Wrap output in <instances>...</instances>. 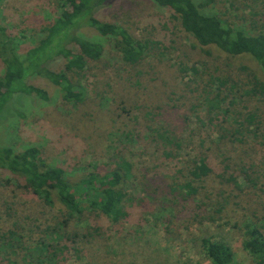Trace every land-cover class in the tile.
I'll return each instance as SVG.
<instances>
[{"label": "rangeland", "instance_id": "rangeland-1", "mask_svg": "<svg viewBox=\"0 0 264 264\" xmlns=\"http://www.w3.org/2000/svg\"><path fill=\"white\" fill-rule=\"evenodd\" d=\"M58 2L0 1V24L20 42L22 56L58 16ZM203 11L236 24L264 25L263 0H212ZM96 15L148 41L145 58L125 64L111 41L80 28L104 47L103 57L78 78L84 101L65 103L58 87L33 76L27 83L46 90L49 101L24 97L0 122V145L17 152L38 148L71 182L95 168L107 173L119 157L133 166V178L123 187L129 217L115 223L95 215L73 223L67 232L75 244L62 242V264H211L201 243L206 238L229 247L234 264H256L243 242L246 224L264 233V100L246 94L254 79L264 83L258 66L247 55L199 46L150 0H113ZM63 64L57 59L52 68L59 71ZM192 67L196 72L186 71ZM213 77L226 80L227 90L236 86L233 104L227 100L223 108L230 105L232 119L205 118ZM248 111L259 115L260 131L239 143L231 137L233 119L243 120ZM163 131L182 148L161 146L155 132ZM198 155L206 157L211 174L192 182L189 171ZM9 179L0 169V264H37L33 248L41 239L52 242L51 231L65 211L55 199L53 207L45 206L21 179ZM190 181L198 193L186 196L183 186Z\"/></svg>", "mask_w": 264, "mask_h": 264}, {"label": "trees", "instance_id": "trees-1", "mask_svg": "<svg viewBox=\"0 0 264 264\" xmlns=\"http://www.w3.org/2000/svg\"><path fill=\"white\" fill-rule=\"evenodd\" d=\"M150 1L157 7L167 9L199 46L215 47L231 56L247 55L264 76L263 24L258 25L257 22H247L248 20L236 24L215 14H207L203 10L212 0L200 3L194 0ZM112 2L113 0H59L58 16L44 29L37 44L23 56L19 53L20 42L0 24V60L3 65L0 76V122L10 115L13 103L24 97L49 101L46 90L27 83L28 78L33 76L41 77L58 87L65 103L79 104L84 101L85 90L78 78L85 72L88 63L99 61L103 57L104 47L80 34V28L93 29L101 38L111 41L125 64L138 65L145 58L150 49L148 41L138 39L119 24L104 23L98 19L96 13ZM57 59L64 62L59 71L52 68V63ZM187 70L196 72L193 67ZM209 83L214 87L209 86L214 97L209 98V93H206L207 122L209 115L218 119H232L228 115L230 105H226L229 108H223L227 100L232 99L231 91L236 86L230 85L227 90L228 82L219 77L211 78ZM246 94L264 100V83L254 79ZM232 101L233 99L230 104H233ZM233 120L236 128L231 137L234 141L240 143L247 135L255 138L258 136L261 119L256 112L248 111L243 120ZM155 133L156 141L161 146L177 150L182 148V142L168 132ZM113 165L114 168L103 175L96 172L95 168L78 181L71 182L63 168L46 163L38 148L28 146L17 152L10 146L0 145V169L10 174L9 182L21 179L24 188L30 190L45 206L53 207L55 199L65 211L63 220L51 231L52 242L41 239L33 248V253L40 261L37 264H62L65 252L62 242H72V235L67 230L73 223L95 215L115 223L129 217L123 207L126 198L123 187L133 178V166L121 157L116 158ZM209 174L211 168L206 157L198 155L189 171L191 181H201ZM191 181L183 186L186 196L198 193ZM244 234L246 238L243 249L256 264H264V233L258 227L246 224ZM73 235V238H77V234ZM201 243L211 264H234V254L229 247L208 238Z\"/></svg>", "mask_w": 264, "mask_h": 264}]
</instances>
